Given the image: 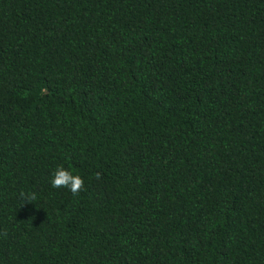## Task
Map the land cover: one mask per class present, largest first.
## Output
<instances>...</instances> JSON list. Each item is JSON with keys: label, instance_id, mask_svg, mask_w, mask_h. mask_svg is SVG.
Masks as SVG:
<instances>
[{"label": "trees", "instance_id": "1", "mask_svg": "<svg viewBox=\"0 0 264 264\" xmlns=\"http://www.w3.org/2000/svg\"><path fill=\"white\" fill-rule=\"evenodd\" d=\"M0 264H264V0H0Z\"/></svg>", "mask_w": 264, "mask_h": 264}, {"label": "clouds", "instance_id": "2", "mask_svg": "<svg viewBox=\"0 0 264 264\" xmlns=\"http://www.w3.org/2000/svg\"><path fill=\"white\" fill-rule=\"evenodd\" d=\"M97 178L99 175L97 174ZM54 188H67L71 191L73 196H78L81 192L85 191V182L79 175H73L70 171L65 170L63 167L57 169L52 180ZM35 195L27 197L28 200H34Z\"/></svg>", "mask_w": 264, "mask_h": 264}]
</instances>
